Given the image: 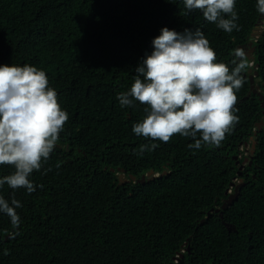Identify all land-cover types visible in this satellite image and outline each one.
I'll return each instance as SVG.
<instances>
[{
  "label": "trees",
  "instance_id": "obj_1",
  "mask_svg": "<svg viewBox=\"0 0 264 264\" xmlns=\"http://www.w3.org/2000/svg\"><path fill=\"white\" fill-rule=\"evenodd\" d=\"M256 5L236 0L240 29L228 33L200 10L184 15L183 0H0V66L44 70L69 116L50 157L29 177L35 191L0 188L22 204L18 228L0 213V264H171L182 250L175 264H264V125L255 127L263 108L249 66L236 93L238 122L219 146L137 136L132 128L146 106L122 108L117 99L163 27L199 28L217 62L232 68L237 46L263 20L250 40L264 82V17ZM250 137L251 162L237 175L234 156ZM148 143L159 146L141 153ZM149 170L156 175L144 182L130 178ZM13 171L0 165V177ZM238 176L239 194L222 209Z\"/></svg>",
  "mask_w": 264,
  "mask_h": 264
},
{
  "label": "clouds",
  "instance_id": "obj_2",
  "mask_svg": "<svg viewBox=\"0 0 264 264\" xmlns=\"http://www.w3.org/2000/svg\"><path fill=\"white\" fill-rule=\"evenodd\" d=\"M183 3L184 15L200 10L206 21L225 32L240 29L236 0H183ZM256 7L264 15V0H257ZM152 44L151 54H145L135 68L130 89L117 96L122 108L133 107L137 101L146 106L144 118L133 125L132 131L150 141L164 143L174 135L191 138L194 143L189 147L196 149L202 145L219 146L238 122L236 93L245 83L242 73L255 64L254 60L248 64L244 51L237 50L240 59L233 60L234 67L217 62L215 50L199 28L178 33L163 27ZM68 119L44 70L29 64L0 66V165L14 169L0 177V188L6 184L13 190L35 191L29 177L50 157ZM158 146L142 144L140 152ZM240 148L246 162L250 161V145L243 144ZM239 177H234L231 183H237ZM231 183L228 193L234 188ZM20 207L22 204L15 196L9 201L0 195V213L10 218L13 228L21 223L16 212ZM182 252L174 256L172 263H177Z\"/></svg>",
  "mask_w": 264,
  "mask_h": 264
},
{
  "label": "water",
  "instance_id": "obj_3",
  "mask_svg": "<svg viewBox=\"0 0 264 264\" xmlns=\"http://www.w3.org/2000/svg\"><path fill=\"white\" fill-rule=\"evenodd\" d=\"M263 17H264V15H263ZM261 21L262 20H258L257 23H261ZM251 34H252V32H251ZM251 51L252 52L254 51V47L251 48ZM248 59L254 60V57L248 56ZM258 66H259L258 63H255L252 67H249L246 70V72L248 74L249 82H250V89L253 93H257L259 95V99L261 100V107L263 108V111H262L263 117L258 122H256V124H255L256 129H260L261 126L264 125V100H263L264 94H262L259 91V84H257L258 82H262V79L260 77H258ZM262 84L264 85V82H262ZM255 133L256 132H254L253 134H255ZM250 139H251V137H250ZM244 144L247 145V143H244ZM254 149H255V141L252 140L251 144H250V152L249 153L252 154L254 152ZM238 157H239V155H235L234 159H235L236 163H239L237 175H240L241 169L243 168L244 163L247 160V157L243 158L241 162L239 161ZM250 162L251 161H249V164H250ZM163 173H165V171H163ZM155 175L156 174H154L153 170H149L146 174H142L140 178L136 179L135 176H133V175H130V178L133 180L144 182V180L146 178L150 179ZM119 180H120V182H123V181H126L127 179L123 178V174L120 173L119 174ZM243 182H244L243 178L239 177L237 183H233V182L231 183V185L234 186L233 191L231 193H228V190L225 191V194L227 196L223 200V202L220 206L222 209L229 206L232 203V201L237 198V196L239 194V190H240L239 187L243 184ZM218 209L219 208H215V211H217ZM219 215L222 216V213L220 212ZM201 222H203V219H201ZM172 264H175V263H172Z\"/></svg>",
  "mask_w": 264,
  "mask_h": 264
},
{
  "label": "flooded vegetation",
  "instance_id": "obj_4",
  "mask_svg": "<svg viewBox=\"0 0 264 264\" xmlns=\"http://www.w3.org/2000/svg\"><path fill=\"white\" fill-rule=\"evenodd\" d=\"M252 34L250 33V35H249V39L246 41V43H244V44H241V45H238L237 46V48H236V51L237 50H243L244 51V53H245V56L248 58V56H253L254 54V51L252 52L251 51V48L252 47H255L254 46V44H253V41L252 40H250V38H253L252 36H251ZM237 58L238 59H240L238 56H237ZM259 91H261L262 92V94H264V89H262L260 86H259ZM248 155H251V154H249V152H248ZM244 158H246V157H244ZM249 163V162H248ZM246 164V162L244 163V165Z\"/></svg>",
  "mask_w": 264,
  "mask_h": 264
},
{
  "label": "rangeland",
  "instance_id": "obj_5",
  "mask_svg": "<svg viewBox=\"0 0 264 264\" xmlns=\"http://www.w3.org/2000/svg\"><path fill=\"white\" fill-rule=\"evenodd\" d=\"M262 23H263V20H262ZM262 23L260 24H258V25H256V27L253 29V34H252V36H257V35H259V32H260V30H261V28H262ZM249 148V146H247V149ZM242 155H245V153L243 152L242 153Z\"/></svg>",
  "mask_w": 264,
  "mask_h": 264
}]
</instances>
